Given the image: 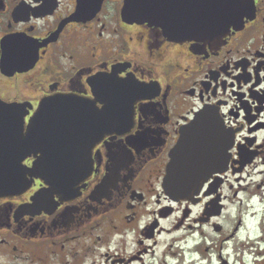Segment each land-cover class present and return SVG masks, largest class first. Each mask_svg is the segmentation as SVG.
Wrapping results in <instances>:
<instances>
[{"label": "flooded vegetation", "instance_id": "af4514ba", "mask_svg": "<svg viewBox=\"0 0 264 264\" xmlns=\"http://www.w3.org/2000/svg\"><path fill=\"white\" fill-rule=\"evenodd\" d=\"M131 1L0 0V155L48 152L7 147L52 97L121 114L71 193H0V264H264V0L217 44L168 40ZM208 109L218 169L178 199L169 152Z\"/></svg>", "mask_w": 264, "mask_h": 264}, {"label": "water", "instance_id": "95a60500", "mask_svg": "<svg viewBox=\"0 0 264 264\" xmlns=\"http://www.w3.org/2000/svg\"><path fill=\"white\" fill-rule=\"evenodd\" d=\"M139 3L142 4L136 6V19L158 27L168 40L204 44L220 43L231 28H239L244 18L252 17L255 5L254 0L130 2L131 5ZM57 98L52 97L51 102L44 101L38 106L25 137L15 135L10 138L14 139L11 146L7 147L13 151L46 149L48 152H42L29 169L21 166L25 156L1 154L0 193L23 192L29 186L28 175L43 179L54 192L71 193L73 187L90 173V164L84 156L90 153L102 128L120 118L118 104L111 102L112 99L104 101L100 111L92 103L70 96ZM15 126H12L10 135ZM219 130L220 124L209 109L198 112L192 122L180 130L176 145L169 152L164 179L168 194L178 199L189 198L200 190L212 172L217 171L223 150L217 142ZM227 146L226 142L225 151Z\"/></svg>", "mask_w": 264, "mask_h": 264}]
</instances>
